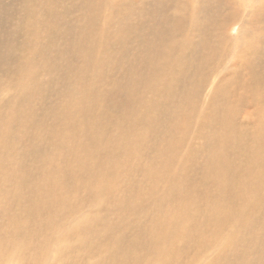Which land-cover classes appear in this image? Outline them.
Segmentation results:
<instances>
[{"label": "bare ground", "instance_id": "6f19581e", "mask_svg": "<svg viewBox=\"0 0 264 264\" xmlns=\"http://www.w3.org/2000/svg\"><path fill=\"white\" fill-rule=\"evenodd\" d=\"M246 3L23 0L1 16L0 264H264V0ZM56 71L75 88L48 103ZM148 140L159 159L140 168Z\"/></svg>", "mask_w": 264, "mask_h": 264}, {"label": "rangeland", "instance_id": "374dc122", "mask_svg": "<svg viewBox=\"0 0 264 264\" xmlns=\"http://www.w3.org/2000/svg\"><path fill=\"white\" fill-rule=\"evenodd\" d=\"M23 0H3V3H2V7H0V18H1V16L2 15H5V16H7L8 17V20H10V21H14V20H16V18H17V16L19 15L16 11H15V9H14V6H16V4H18V3H20V2H22ZM254 1L255 0H247V3H246V5H244L246 8H248V7H250L251 5H253V3H254ZM19 5V4H18ZM18 5L16 6V8L18 7ZM4 6H5V9H3L4 8ZM14 23V22H13ZM0 25H3L2 26V28L3 29H5V30H7V29H9V27H12V25L10 26V25H8V24H6V23H4V24H2V22L0 21ZM7 26V27H6ZM238 26H235L234 28L235 29H231V30H229L230 32H229V34L230 35H232V34H234V35H239V32L240 31H238L237 32V28ZM2 36V34H0V43L2 44V42L5 40V38L4 37H1ZM1 44H0V48H1ZM62 46V45H61ZM67 58H65V64L67 65V60H66ZM237 59H239V58H237ZM237 59H235L234 60V62L237 60ZM68 63L70 64V62H69V60H68ZM72 63H75V64H77L76 62H75V58H73L72 60H71V64H70V66L72 65V66H74ZM71 66V67H72ZM67 67H68V65H67ZM74 69V68H73ZM54 82H51L50 83V91H47V99H45V101H48V103H52V101H53V99H54V97H55V95L59 98L60 96H62V97H64V98H66V92H69L72 88H75V87H73V85H74V83L71 81V79L70 80H68L69 82H70V84L72 85V87H71V85L69 86V85H67V83H66V80H64V79H62V81L64 82V83H66V84H62L61 85V78H60V74H59V72H54ZM59 75V76H58ZM117 75H119V74H117ZM44 77H46V75L44 76ZM43 77V79H44V81H45V78ZM102 81H107V80H102ZM56 85H55V84ZM102 83V82H101ZM75 86V85H74ZM103 86H105L106 87V82L103 84ZM69 87V88H68ZM105 87H103V88H105ZM69 89V90H68ZM68 90V91H67ZM72 90H74V89H72ZM50 93V94H49ZM70 93V92H69ZM52 94V95H51ZM50 97V98H49ZM111 98H112V96H111ZM118 98H119V96H118ZM116 99V96H114L113 98H112V100H110V102L112 103V105H113V107H112V109L115 107H118L119 105H120V107L119 108H116V109H118V110H115V109H113L115 112L116 111H121V112H124V105H123V103L126 101L124 98H120V99ZM121 99L123 100L124 99V102L123 103H121ZM74 100H75V98H74ZM114 100H115V102H114ZM119 103H117V102ZM120 101V102H119ZM121 104L123 105V107H121ZM172 105H174V104H172ZM118 113H120V112H118ZM263 115H264V112H263ZM48 126H50L49 124H47ZM46 125V126H47ZM146 128H148L146 125H144ZM173 126V125H172ZM145 127H143V129L145 128ZM171 126L169 125V123H167V130L169 131V128H170ZM172 128H174V127H172ZM33 129H35V128H33ZM172 130V129H171ZM167 133V132H166ZM190 137H192V134L190 133L187 137H186V139L185 140H183L182 141V144H183V146H181L180 147V149H185L183 152L182 151H180L181 152V154L178 156V157H185V155L187 154L186 152H187V145L189 144V142H191L190 140ZM154 140H156L155 138H153ZM190 139V140H189ZM187 140V141H186ZM174 142H176L175 140L173 141V143ZM193 142V141H192ZM151 145H150V144ZM154 143V141L152 140V142H151V140H148L147 142H145V144H142V147L140 148V150L139 151H142V155H136V159H135V162H136V165L138 164L137 162H139V164H140V168H142L143 167V165L144 164H148V162L149 161H154V160H158L159 159V153H154V147L155 146H157V145H152ZM161 143V142H160ZM149 146H148V145ZM146 146V147H145ZM150 148V149H149ZM179 149V150H180ZM196 149V148H195ZM132 151L134 152V153H136V149L135 148H132ZM152 151V152H151ZM150 153H151V155H150ZM183 154V155H182ZM168 155H169V152H168ZM152 156V157H151ZM181 157V158H182ZM180 158V159H181ZM134 162V163H135ZM180 161H178V163H179ZM177 163V164H178ZM143 164V165H142ZM180 164V163H179ZM140 168H138V170H135V172L133 173H131V171L130 172H128V171H126V170H123V172H122V176L123 177H125V178H123V180H126V181H124V183L123 182H120V184H124V189H122L121 188V190L115 195V197L116 198H114L113 200H115V201H113L112 203L114 204V206L115 205H118L120 202L119 201H117L119 198L121 199V198H124L126 195H131V196H136V194H135V192H133L134 190H135V188H136V186H135V184L136 185H139V182L140 181H142L143 182V180H141L142 179V177H143V174H144V172L142 171V170H140ZM137 172V173H136ZM124 174V175H123ZM138 176V177H137ZM129 177H131V178H134V183L133 184H131L130 186H128V187H126L127 186V183L126 182H128V180L129 179H131V178H129ZM128 179V180H127ZM126 188H127V190H126ZM129 188V189H128ZM133 189V190H132ZM124 190V191H123ZM126 192V193H125ZM123 193V194H122ZM130 198H132V197H130ZM134 198V197H133ZM135 199V198H134ZM116 203V204H115ZM126 206L128 207V205L126 204ZM161 206H155V210H154V216H158V214L161 212V208H160ZM159 211V212H158ZM53 215L55 216V213H53ZM52 215V216H53ZM114 215L115 214H109L108 215V217L109 218H107V220H108V222L110 221V222H114L115 221V217H114ZM53 216V217H54ZM116 216V215H115ZM55 218V217H54ZM139 219V218H138ZM125 233V232H124ZM129 236L130 235V233L128 232V233H125V236ZM59 244H61V242L59 243ZM91 246V247H90ZM95 247V248H94ZM140 247V249L138 250L139 252H145L146 251V249L144 248V247H141V246H139ZM57 249H56V251L58 252V250H59V248L60 247H56ZM89 248H91V249H93V250H95L96 249V246L95 245H93V244H90V245H87L86 246V248L85 249H89ZM143 249H145V251H143ZM87 251V250H86ZM84 254V253H83ZM53 255H55V254H53ZM56 256V255H55ZM79 259V258H78ZM77 259V260H78ZM54 260H55V262H56V264L58 263L59 264V262H60V259L58 258V256H56V258H54ZM76 260V261H77ZM29 262H27V263H23V264H32L31 263V260H28ZM94 261V260H93ZM89 262V261H88ZM90 262H92V261H90ZM89 262V263H90ZM13 263L15 264V262L13 261ZM17 263V262H16ZM19 264H20V262H18ZM86 263H87V261H86Z\"/></svg>", "mask_w": 264, "mask_h": 264}]
</instances>
